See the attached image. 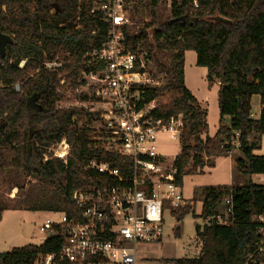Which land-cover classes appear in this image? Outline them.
I'll return each mask as SVG.
<instances>
[{
  "label": "trees",
  "instance_id": "obj_1",
  "mask_svg": "<svg viewBox=\"0 0 264 264\" xmlns=\"http://www.w3.org/2000/svg\"><path fill=\"white\" fill-rule=\"evenodd\" d=\"M197 4L171 0L170 16L161 19L159 0H138L132 14L144 7L150 10L151 18L127 29L130 44L141 42L153 60L156 57L159 61L161 51L173 52L170 58L159 61L167 82L143 89L146 102L157 100L154 119L181 114L185 120L181 151L174 160L175 180L182 185L185 174L202 168L204 155L217 141L230 151L236 131L240 132L242 152L235 160L236 169L246 175H264V155L253 153L257 137L264 134V0H197ZM92 8L93 0H0V29L13 39L6 46L5 57L0 58V170L20 169L56 186L62 198L59 210L69 217L80 212L72 200L74 190L110 180L87 168L91 160L109 163L125 181L134 173L132 158L97 145L90 127L78 125V117L86 111L83 107H57V101L64 99L57 92L63 77L71 85L83 71L101 65L91 67L84 57L101 46L109 27ZM94 30L96 34H92ZM187 50H194L196 64L207 68L208 83H220L219 128L205 139L201 134L208 132V108L185 83ZM55 58L62 62L61 75L43 66ZM257 95L261 111L254 119L252 99ZM81 99L89 98L82 95ZM187 127L194 144H188L184 137ZM64 137L70 144L67 162L52 154L45 159L49 147ZM190 162L193 164L187 169ZM198 193L203 197L202 210L193 215L206 219L203 226L196 224L201 255L177 258L173 264H264V250H260L261 246L264 249V184L211 185ZM225 196L231 197L233 207L228 222L222 224L215 218ZM195 197L193 201H197ZM13 203L5 209L19 208ZM192 209L182 206L174 213L177 237L183 233L184 215ZM3 210L0 208V221ZM54 228L60 231L40 244L0 252V264H35L42 255L59 253L64 238L62 228Z\"/></svg>",
  "mask_w": 264,
  "mask_h": 264
},
{
  "label": "built area",
  "instance_id": "obj_2",
  "mask_svg": "<svg viewBox=\"0 0 264 264\" xmlns=\"http://www.w3.org/2000/svg\"><path fill=\"white\" fill-rule=\"evenodd\" d=\"M137 1L93 0L92 12L100 13L109 27L101 46L84 56L89 66L101 65L82 72L94 87L92 97L102 107V126L92 132L96 144L132 158L134 173L125 181L109 163L91 160L87 168L110 180L73 191L72 200L79 214L69 217L62 212L58 220L47 219L39 225L45 238L58 233L60 230L54 227L60 226L64 243L59 253L42 255L35 264H137V245L161 242L165 214H174L187 204L181 185L175 180L174 159L158 152L159 134L180 140L185 120L181 114L167 120L154 119L157 100L145 101L144 87L163 84L151 74L153 57L149 51L141 42L132 46L127 36V29L135 24L131 9ZM193 4L197 6V0ZM43 66L61 75L62 62L58 58L46 60ZM63 83L65 77L61 79ZM251 116L254 117L253 112ZM230 145L240 147V132H234ZM50 149L53 157L67 162L70 144L65 137ZM225 204L226 214L215 218L222 224L228 222L227 216L232 213L231 197L225 199ZM260 250L263 252L262 246Z\"/></svg>",
  "mask_w": 264,
  "mask_h": 264
},
{
  "label": "rangeland",
  "instance_id": "obj_3",
  "mask_svg": "<svg viewBox=\"0 0 264 264\" xmlns=\"http://www.w3.org/2000/svg\"><path fill=\"white\" fill-rule=\"evenodd\" d=\"M170 5L171 0H159L158 11L161 19L170 16ZM132 13L131 11L134 22L140 26L151 18L150 10L144 7H141L136 13ZM185 53V83L201 100L200 102L204 103L208 108V132H202L201 134L202 138L205 139L208 135L214 136L219 128L218 90L220 83L218 80L213 85L208 83L207 68L196 64L197 55L194 50H187ZM172 55L173 52L161 51L159 61L162 62L165 58H170ZM159 61H156L155 57L151 71L155 81H158L160 84H165L167 77L162 72V65ZM57 92L64 97V99L57 101V107H83L86 110L82 116L78 117L79 126L88 125L92 130L94 129L92 131L94 133L95 130L102 126V121H100L99 117L102 107L92 97L94 87L90 80L86 79L83 74H80L71 85L66 83L61 84L60 81ZM82 95H86L89 99L86 101L82 100ZM260 110V97L257 95L252 99V112L254 113V117H251L254 119L259 118ZM225 122L227 124L228 119ZM253 135L250 137L251 142ZM184 137L188 144L195 143V139L190 134L188 127L185 129ZM256 144L258 146L254 148L253 153L264 155V134L257 137ZM51 147H49L48 153L45 155L48 158L52 154ZM224 148L217 141L211 148L210 153L204 155L206 163L203 167L199 168L197 172L185 174L183 177V183L181 185L183 197L187 199L186 206L189 205L193 209L185 214L181 221L183 224L182 235L177 237L174 232L177 217L174 214L166 213L165 232L162 241L137 245V264H173L177 258L194 257L193 247L196 240L198 244L195 245V249L199 252L196 224L203 226L206 219L194 217L193 212L196 215L201 214L203 197L198 192H201L204 187L211 185L215 187H230L231 185H245L249 182L264 184V175L262 174H242L238 172L235 166L232 171L230 157L225 154ZM233 150L235 151L233 155L237 154V156H242L239 148L233 147ZM180 151L181 142L179 139L174 140L166 133L159 134L158 152L161 155L169 158V160H175ZM192 164L193 162H190L187 169ZM18 188H20L19 193ZM196 193L197 196L195 197ZM12 197H16L15 200H11L10 198ZM194 197L197 201H193ZM10 203L16 204L19 208L10 211L3 210L5 213L1 225L6 226L3 237L9 238L10 241L0 243L1 251H8L13 247L30 243H42L45 235L39 232V225L47 219L58 220L62 213L59 210L62 205V198L56 186L37 179L33 175H28L20 169L0 170V208L5 209V206ZM225 205L223 200L219 205L222 209L219 211L220 214H226ZM29 207L31 209H28Z\"/></svg>",
  "mask_w": 264,
  "mask_h": 264
},
{
  "label": "crops",
  "instance_id": "obj_4",
  "mask_svg": "<svg viewBox=\"0 0 264 264\" xmlns=\"http://www.w3.org/2000/svg\"><path fill=\"white\" fill-rule=\"evenodd\" d=\"M186 54V53H185ZM184 71H185V68H184ZM189 88V87H188ZM190 89V88H189ZM191 90V89H190ZM193 93V92H192ZM194 94V93H193ZM195 95V94H194ZM196 96V95H195ZM197 97V96H196ZM197 99L199 100V101H201L198 97H197ZM261 111V110H260ZM208 116V115H207ZM235 151L233 150L232 151V149L230 150V151H226L225 150V154L228 156V157H230V162H231V169H232V171H233V169H234V163H235V159H237V158H240V157H242L241 155L240 156H237V154H234L233 155V153H234ZM231 155H233V156H231ZM236 157V158H235ZM231 158H232V160H231ZM236 167V166H235ZM259 184H263V183H259ZM231 186H233V185H231ZM228 196H226L225 197V199L227 198ZM11 200H13V199H15L14 197H12V198H10ZM225 199H224V203H225ZM187 200V199H186ZM226 206V205H225ZM14 208H6V209H4V211H10V210H13ZM17 210V209H16ZM222 209H221V207L220 206H218V211H221ZM3 211V214H2V219H1V221H0V243H6L7 241H10L9 240V238H6V237H3V234H4V232L6 231L5 230V228H6V226L5 225H1V222H2V220H3V218H4V212ZM196 237H197V235H196ZM197 239H198V241H199V252L195 249V245L196 244H198L196 241H195V244H194V247H193V253H195V255H194V257H199L200 255H201V247H202V245H201V242H200V240H199V238L197 237ZM0 252H3V251H1L0 250ZM182 258V257H181ZM189 258H192V257H189Z\"/></svg>",
  "mask_w": 264,
  "mask_h": 264
},
{
  "label": "water",
  "instance_id": "obj_5",
  "mask_svg": "<svg viewBox=\"0 0 264 264\" xmlns=\"http://www.w3.org/2000/svg\"><path fill=\"white\" fill-rule=\"evenodd\" d=\"M13 39L10 35L4 33L0 29V58L5 57L6 46L12 43Z\"/></svg>",
  "mask_w": 264,
  "mask_h": 264
}]
</instances>
